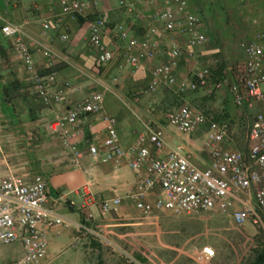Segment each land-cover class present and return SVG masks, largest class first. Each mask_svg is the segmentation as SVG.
<instances>
[{
    "label": "built area",
    "instance_id": "built-area-1",
    "mask_svg": "<svg viewBox=\"0 0 264 264\" xmlns=\"http://www.w3.org/2000/svg\"><path fill=\"white\" fill-rule=\"evenodd\" d=\"M264 3V0H261ZM124 13L145 22L140 37L130 36L122 23L109 25L98 15L89 21V44L96 52L98 64L114 59V53L102 44L105 33L115 41L122 42L119 67L137 70L141 57L154 60L162 37L184 36L187 47L201 45L208 37L203 30L200 13L189 9V0H116ZM59 16L87 17L96 12L97 0H59ZM49 21L42 22L44 29ZM2 34L10 38L20 60L32 75L37 92L44 102L62 101L66 84L53 92L55 73L41 75L35 71L32 56L21 38L19 24L6 23L1 26ZM63 39L67 38L62 34ZM240 48L244 54L243 87L236 85L233 99L240 109L254 111L247 135L245 151L224 147L229 135V124L222 120H209L199 108L182 104L165 114L169 126L184 134H191L201 126H207L206 151L209 164L199 166L181 144L169 143L161 128L144 124V132L124 147L116 128L115 116L102 111L103 94L92 91L49 123L48 128L72 154L78 163L80 151L72 141L79 120L89 114H100L104 122L105 137L101 144L89 146V154L107 161L115 157L128 156V166L137 172L131 196L135 206L143 214L154 209L168 210L173 214H199L214 209L229 211L237 225L247 222L264 229V29L256 31L250 39L243 40ZM181 46L174 40L168 46L166 60L156 62L150 70V79L141 93L148 94L159 86H175L178 93L195 90L207 84L209 71L201 68L195 72V80L177 81L175 67ZM191 55V52H187ZM118 81L117 77L113 78ZM221 84H215L219 87ZM262 107V108H260ZM72 129H70V127ZM159 188L152 201L145 200L147 193ZM82 207L97 204L102 214L116 208L119 197L103 199L83 188ZM48 186L46 179L37 174L31 180L14 173L0 176V244L20 242L21 256L5 264H35L47 255V229L68 227L71 222L46 207ZM90 216V215H89ZM79 232L89 233L101 239L97 231L77 224ZM77 240L74 244H77Z\"/></svg>",
    "mask_w": 264,
    "mask_h": 264
},
{
    "label": "crops",
    "instance_id": "crops-1",
    "mask_svg": "<svg viewBox=\"0 0 264 264\" xmlns=\"http://www.w3.org/2000/svg\"><path fill=\"white\" fill-rule=\"evenodd\" d=\"M97 1L99 6L96 12L90 13L87 16L89 19L85 17L80 20L78 17L59 16V0H0V151L21 149V156L15 160H7L0 155V176L12 168L26 180H31L37 174L43 176L48 186L45 206L53 208L56 214L71 222L68 227L47 229V255L35 264H45L51 256L77 240L78 243H84L85 233L77 230V224L93 230L108 231L113 236L120 235L119 232L127 228L150 244H156V240L172 227L168 220L172 213L168 210L154 209L148 217L142 218L131 196L137 172L128 166V156L104 161L101 157L94 158L89 154V146L101 144L105 137L100 114L86 115L78 122L75 135L71 138L81 154L77 164L73 162L70 151L48 128L59 114L92 91L102 92V111L115 116L120 142L124 147L143 133L145 122H149L163 130L169 143L181 144L199 166L205 167L210 161L206 147L198 137L205 126L191 134H184L166 122V112L176 108L169 106L170 97L174 95L173 98L181 101L189 97L188 91L178 93L176 85H161L148 93L154 94V98L148 99L145 97L147 94L141 93V88L150 79L151 69L146 74L147 78H144L146 63L166 60L165 52L172 40L182 49L175 67L177 81L188 80L185 70L190 47L186 46L184 36L174 34L173 37H162L155 59L141 57V66L132 70L119 67L123 43L111 39L105 33L102 37L103 47L113 51L114 59L100 65L88 41L90 20L101 15L109 25L122 23L130 36L137 37L142 35L145 22L124 13L116 0ZM244 1L247 9H264L261 0ZM189 9L201 16L203 14L193 0H189ZM45 20L49 21L48 29L42 27ZM6 23L20 25L21 38L32 56L35 71L41 75L55 73L51 92L66 84L61 102L47 103L42 100L32 75L20 60L10 38L1 32V26ZM203 29L209 33L204 23ZM62 34H66L67 38L63 39ZM114 77L118 78L117 82L113 81ZM191 97H197V94H191ZM23 150L26 157L23 156ZM84 186L103 199L119 197L120 203L105 214L100 212L95 203L82 207ZM158 194L159 188L156 187L147 193L145 200L152 201ZM80 209H83L85 216L80 213ZM13 244L9 252L0 250V264L21 256L20 242Z\"/></svg>",
    "mask_w": 264,
    "mask_h": 264
},
{
    "label": "rangeland",
    "instance_id": "rangeland-1",
    "mask_svg": "<svg viewBox=\"0 0 264 264\" xmlns=\"http://www.w3.org/2000/svg\"><path fill=\"white\" fill-rule=\"evenodd\" d=\"M193 3L202 11L209 33L205 32L206 43L188 48L191 55H187L185 78L195 80V72L207 68V84L195 90L188 89L189 97L181 101L172 95L169 106L189 104L202 110L209 120L226 121L230 130L224 146L245 151L250 120L259 108L246 110L235 104L232 95L237 84L234 78L244 64L240 43L253 32L264 29V9H247L244 0H193ZM154 63L156 61L146 63L145 79ZM217 83L221 85L216 87ZM153 95L145 97L154 98ZM206 130L207 126L198 134L204 145ZM20 151L19 148L2 150L0 155L15 160L21 156ZM23 156H27L24 150ZM6 173L18 174L13 168ZM149 215L141 212L143 219ZM168 220L172 227L156 240V244L145 242L127 228L114 236L108 231L94 229L101 234V239L85 233L84 243L66 246L45 264H247L264 247V229L249 222L237 225L229 211L172 213ZM14 245L0 244V250L9 252Z\"/></svg>",
    "mask_w": 264,
    "mask_h": 264
},
{
    "label": "trees",
    "instance_id": "trees-1",
    "mask_svg": "<svg viewBox=\"0 0 264 264\" xmlns=\"http://www.w3.org/2000/svg\"><path fill=\"white\" fill-rule=\"evenodd\" d=\"M80 20H84V18L78 17ZM86 19H89L88 17ZM245 80L244 70L241 68L237 73L235 72L234 81L240 87H243V83ZM80 213L84 215L83 209H80ZM85 216V215H84ZM247 264H264V247L258 250L254 256V258L248 262Z\"/></svg>",
    "mask_w": 264,
    "mask_h": 264
}]
</instances>
